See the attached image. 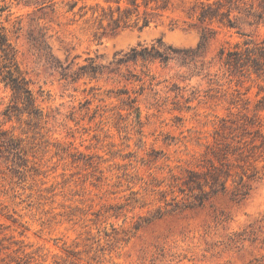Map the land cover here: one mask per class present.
I'll return each instance as SVG.
<instances>
[{
  "label": "rangeland",
  "instance_id": "1",
  "mask_svg": "<svg viewBox=\"0 0 264 264\" xmlns=\"http://www.w3.org/2000/svg\"><path fill=\"white\" fill-rule=\"evenodd\" d=\"M116 1L0 0L42 113L7 115L0 77V264H264V77L219 59L264 22L205 43L195 0H121L113 30Z\"/></svg>",
  "mask_w": 264,
  "mask_h": 264
},
{
  "label": "trees",
  "instance_id": "2",
  "mask_svg": "<svg viewBox=\"0 0 264 264\" xmlns=\"http://www.w3.org/2000/svg\"><path fill=\"white\" fill-rule=\"evenodd\" d=\"M118 3V16L115 17V11L109 14L110 20L113 23L112 29L115 30L121 26L123 21L126 25L128 18L133 13L130 8ZM144 6L154 5L156 9L167 10L173 2L171 0H142ZM128 3L135 6L138 10L141 4L138 0H128ZM76 3L70 4L74 7ZM111 9V8H110ZM5 10L0 8V11ZM121 10H123L121 13ZM238 15L232 16L234 12ZM188 14L190 17H196L198 22L207 23L209 25L208 34H203V41L206 43L215 33L214 24H222L231 28L236 27L237 18L242 17L252 19L257 23L264 22V0H195L189 8ZM101 21L106 19V15H101ZM140 16L136 18L138 24ZM149 21L144 17V23ZM211 25V26H210ZM204 45V43H203ZM157 57L162 61H168L169 55L156 52ZM153 54L143 49L138 52L133 50L130 54L132 59L138 57L146 58ZM219 59L225 70L230 76L252 77L256 75L258 78L264 77V39L261 41L247 40L242 44H236L232 49L227 50L222 48L219 52ZM0 77L1 81L8 86L13 93V104L7 110V115H10L14 110H23V112L33 115L35 118L42 116L37 105V98L32 88V80L27 76V73L22 69L17 59V49L12 42L9 31L5 26H0ZM9 111V113H8ZM0 144L7 149L15 148V138L8 134L7 131H0ZM211 179L204 177V183L201 180L191 178L189 182H194L202 187L210 182L211 185L218 183L217 172H211ZM222 188L225 186L222 185Z\"/></svg>",
  "mask_w": 264,
  "mask_h": 264
}]
</instances>
